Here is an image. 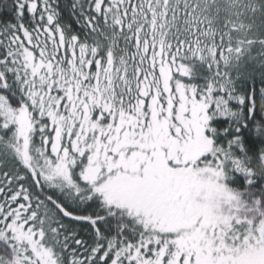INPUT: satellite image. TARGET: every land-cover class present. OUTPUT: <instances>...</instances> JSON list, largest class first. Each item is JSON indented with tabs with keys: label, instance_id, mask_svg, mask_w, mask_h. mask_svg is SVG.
<instances>
[{
	"label": "snow or ice",
	"instance_id": "obj_1",
	"mask_svg": "<svg viewBox=\"0 0 264 264\" xmlns=\"http://www.w3.org/2000/svg\"><path fill=\"white\" fill-rule=\"evenodd\" d=\"M0 264H264V0H0Z\"/></svg>",
	"mask_w": 264,
	"mask_h": 264
}]
</instances>
